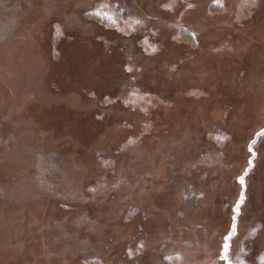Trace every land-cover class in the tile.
<instances>
[{
  "label": "rangeland",
  "instance_id": "374dc122",
  "mask_svg": "<svg viewBox=\"0 0 264 264\" xmlns=\"http://www.w3.org/2000/svg\"><path fill=\"white\" fill-rule=\"evenodd\" d=\"M220 255L264 264V0H0V264Z\"/></svg>",
  "mask_w": 264,
  "mask_h": 264
},
{
  "label": "trees",
  "instance_id": "16d2710c",
  "mask_svg": "<svg viewBox=\"0 0 264 264\" xmlns=\"http://www.w3.org/2000/svg\"><path fill=\"white\" fill-rule=\"evenodd\" d=\"M246 245H247L246 240H244V241L239 240L237 243V248H241V247H244ZM219 254H220V251H219ZM220 259L223 260V262H221L222 264H232L231 261L227 260V258H224L223 255H220Z\"/></svg>",
  "mask_w": 264,
  "mask_h": 264
}]
</instances>
